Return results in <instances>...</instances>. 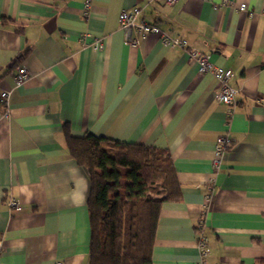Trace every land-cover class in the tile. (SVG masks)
Masks as SVG:
<instances>
[{
	"label": "crops",
	"instance_id": "obj_1",
	"mask_svg": "<svg viewBox=\"0 0 264 264\" xmlns=\"http://www.w3.org/2000/svg\"><path fill=\"white\" fill-rule=\"evenodd\" d=\"M233 1V0H232ZM0 0V264H87L90 174L65 140L88 133L170 152L181 194L163 202L153 264H259L264 256V0ZM184 38L230 68L232 116L219 81L158 35L126 45L119 15ZM103 48H94L96 39ZM18 66L30 72L15 85ZM229 138L215 169L216 140ZM20 201L12 210L9 197Z\"/></svg>",
	"mask_w": 264,
	"mask_h": 264
},
{
	"label": "trees",
	"instance_id": "obj_2",
	"mask_svg": "<svg viewBox=\"0 0 264 264\" xmlns=\"http://www.w3.org/2000/svg\"><path fill=\"white\" fill-rule=\"evenodd\" d=\"M64 129L70 152L90 174L87 264H153L161 206L181 194L170 152Z\"/></svg>",
	"mask_w": 264,
	"mask_h": 264
},
{
	"label": "built area",
	"instance_id": "obj_3",
	"mask_svg": "<svg viewBox=\"0 0 264 264\" xmlns=\"http://www.w3.org/2000/svg\"><path fill=\"white\" fill-rule=\"evenodd\" d=\"M179 0H166L169 4H174ZM92 4V0H84L86 13L89 11ZM229 5L236 7L241 12H249V7L246 3L239 5L235 4L233 0H224L222 5ZM142 8L139 6H133L124 8L119 15L120 27L125 33L124 42L126 45L136 46L139 43V38L142 36H148L151 34L158 35L161 42L165 45L172 47H180L186 51L191 61L198 65V69L201 73H211L220 83V89L217 93V99L228 105V122L232 116L233 109L236 102V95L238 89L230 85V79L233 75V71L230 68H225L216 65L210 60V55L200 52L194 48H191L188 41L184 38L174 37L164 32L157 24L148 22L140 17ZM250 13V12H249ZM103 40L101 38L96 39L94 48H103ZM30 72L24 66H18L16 68L15 85L19 86L23 84ZM10 97V91H2L0 94V104L7 106ZM229 138L226 135H220L216 140L215 157L213 160V166L215 169L219 168L224 153L228 149ZM8 205L12 210H20L21 203L13 196L9 197ZM198 249H199V262L198 264H207V258L210 254V245L208 237L205 233L204 218H200L198 221ZM4 251L3 240L0 237V256Z\"/></svg>",
	"mask_w": 264,
	"mask_h": 264
}]
</instances>
